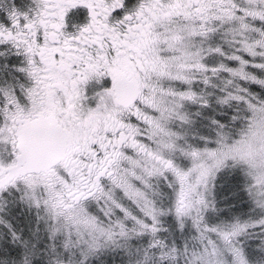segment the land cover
I'll list each match as a JSON object with an SVG mask.
<instances>
[{
	"label": "snow or ice",
	"instance_id": "6c2138e0",
	"mask_svg": "<svg viewBox=\"0 0 264 264\" xmlns=\"http://www.w3.org/2000/svg\"><path fill=\"white\" fill-rule=\"evenodd\" d=\"M0 264H264V0H0Z\"/></svg>",
	"mask_w": 264,
	"mask_h": 264
}]
</instances>
